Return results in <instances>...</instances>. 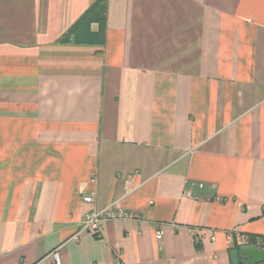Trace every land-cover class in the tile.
Here are the masks:
<instances>
[{
    "label": "crops",
    "instance_id": "obj_1",
    "mask_svg": "<svg viewBox=\"0 0 264 264\" xmlns=\"http://www.w3.org/2000/svg\"><path fill=\"white\" fill-rule=\"evenodd\" d=\"M250 236L264 0H0V264H248Z\"/></svg>",
    "mask_w": 264,
    "mask_h": 264
},
{
    "label": "built area",
    "instance_id": "obj_2",
    "mask_svg": "<svg viewBox=\"0 0 264 264\" xmlns=\"http://www.w3.org/2000/svg\"><path fill=\"white\" fill-rule=\"evenodd\" d=\"M83 199L86 202H93L95 196L93 194H88L85 195ZM124 218H134V215L132 213L127 212L121 206L112 203L102 210H93L87 212L83 217L79 232H90L93 235H98L102 232L103 227L107 221ZM77 237L78 234L75 236V238ZM161 237L162 232L159 231L157 233V238ZM52 256L54 259V264H61L59 254L57 252H54Z\"/></svg>",
    "mask_w": 264,
    "mask_h": 264
},
{
    "label": "water",
    "instance_id": "obj_3",
    "mask_svg": "<svg viewBox=\"0 0 264 264\" xmlns=\"http://www.w3.org/2000/svg\"><path fill=\"white\" fill-rule=\"evenodd\" d=\"M240 253L248 258V264H258L264 262V249L262 248L253 246L243 247L240 250Z\"/></svg>",
    "mask_w": 264,
    "mask_h": 264
},
{
    "label": "trees",
    "instance_id": "obj_4",
    "mask_svg": "<svg viewBox=\"0 0 264 264\" xmlns=\"http://www.w3.org/2000/svg\"><path fill=\"white\" fill-rule=\"evenodd\" d=\"M97 8V7H94ZM247 244H253L257 247H261L262 249H264V236L263 237H255V236H250ZM239 250L242 249L241 245L238 246ZM246 257V256H244Z\"/></svg>",
    "mask_w": 264,
    "mask_h": 264
},
{
    "label": "rangeland",
    "instance_id": "obj_5",
    "mask_svg": "<svg viewBox=\"0 0 264 264\" xmlns=\"http://www.w3.org/2000/svg\"><path fill=\"white\" fill-rule=\"evenodd\" d=\"M240 239H241V237H240ZM242 243H243L244 245L247 244L245 241H243ZM241 247H245V246H242V245H241ZM238 258L240 259V261H243V259H244L245 257L243 258L242 256L238 255Z\"/></svg>",
    "mask_w": 264,
    "mask_h": 264
}]
</instances>
